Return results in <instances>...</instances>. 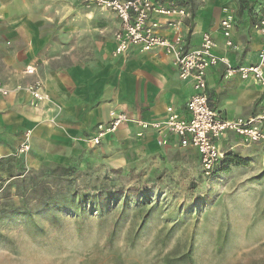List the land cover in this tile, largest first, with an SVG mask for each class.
Here are the masks:
<instances>
[{
  "label": "rangeland",
  "instance_id": "rangeland-1",
  "mask_svg": "<svg viewBox=\"0 0 264 264\" xmlns=\"http://www.w3.org/2000/svg\"><path fill=\"white\" fill-rule=\"evenodd\" d=\"M66 1L0 0V54L24 48L7 36L15 7L25 28L49 10L88 13L106 46L108 12ZM174 1L189 24L197 0ZM21 133L0 126V264H264L263 143L230 150L206 176L192 152L123 139L35 165Z\"/></svg>",
  "mask_w": 264,
  "mask_h": 264
},
{
  "label": "crops",
  "instance_id": "crops-1",
  "mask_svg": "<svg viewBox=\"0 0 264 264\" xmlns=\"http://www.w3.org/2000/svg\"><path fill=\"white\" fill-rule=\"evenodd\" d=\"M56 3L68 4L66 0ZM16 10L19 8H13L6 16L7 36L12 43L22 40L24 48L18 52L16 46L0 54V81L11 89L18 84L22 88L0 97V126L20 133L28 130L31 162L35 165L68 162L83 152L91 145L89 137L97 133L99 123L109 119L111 110L125 111L143 121L162 119L168 105L186 114L184 105L194 92L193 80L181 79L170 56L159 49L142 52L132 47L126 59L114 55L113 31L119 20L113 12L105 10L113 29L105 46L97 40L95 22L88 13L57 16L49 10L25 28L27 21L20 19ZM263 13L264 0H197L189 24L186 16L174 15L171 19H180L177 28L184 35L187 48L197 46L202 33L211 32L218 54L233 66H242L257 63L258 54L264 49L257 28ZM225 17L234 19L233 48L224 45L220 30V21ZM166 18L159 17L161 22ZM176 30L162 24L159 33L172 36ZM26 67H34L35 73L27 74ZM226 68L220 63L206 72L210 105L226 119L250 117L264 111V87L236 72L227 75ZM3 75L10 77L5 79ZM37 78L47 97L32 101L24 87ZM157 137L155 130L131 122L102 137L100 143L123 139L161 153L189 151L200 166L197 150L177 145L172 136L160 145ZM218 143L225 154L233 149L245 153L252 144L231 132Z\"/></svg>",
  "mask_w": 264,
  "mask_h": 264
},
{
  "label": "built area",
  "instance_id": "built-area-1",
  "mask_svg": "<svg viewBox=\"0 0 264 264\" xmlns=\"http://www.w3.org/2000/svg\"><path fill=\"white\" fill-rule=\"evenodd\" d=\"M87 6L99 7L102 10L113 12L119 20L114 34V54L126 55L132 47L142 52L159 49L170 56L172 65L177 69L181 79L193 80L194 92L184 105L186 114L178 113L172 105L165 108L162 119L143 121L134 118L125 111L111 110L109 119L99 123L97 133L89 137L92 144L100 143L102 137L114 133L121 125L134 122L143 129L151 128L157 133V143L164 145L169 136L176 140L177 145L197 150L200 168L204 175L210 176L221 162L225 152L218 141L225 138L229 132L239 136L248 143H264V111L244 118L226 119L209 103L206 93L207 70L217 64L226 65L227 75L238 73L241 78H253L264 87V49L258 54L257 63L233 66L227 58L218 54L217 43L211 32H204L197 46L187 48L185 37L177 26L180 19H171L174 15L187 16L183 5L174 0H81ZM168 17L161 22L159 17ZM162 24L173 26L176 33L167 36L159 33ZM234 19L225 17L220 21V30L224 37V45L234 47L232 30ZM257 28L264 45V13L260 16ZM29 75L35 73L34 67H26ZM25 91L32 101L43 100L47 97L44 85L37 78L26 84ZM11 90L0 82V95ZM28 133L21 143V151L29 148Z\"/></svg>",
  "mask_w": 264,
  "mask_h": 264
},
{
  "label": "trees",
  "instance_id": "trees-1",
  "mask_svg": "<svg viewBox=\"0 0 264 264\" xmlns=\"http://www.w3.org/2000/svg\"><path fill=\"white\" fill-rule=\"evenodd\" d=\"M227 154V153H226ZM225 154V155H226ZM225 155H224V157L222 158V160H221V162L217 165V167L213 170V173L211 174V175H213L216 171H218V169H222V166L224 165V159H225ZM210 175V176H211ZM73 192L71 193V194H75L74 192H77V190H72ZM52 200V199H51ZM46 202H47V200H46Z\"/></svg>",
  "mask_w": 264,
  "mask_h": 264
}]
</instances>
